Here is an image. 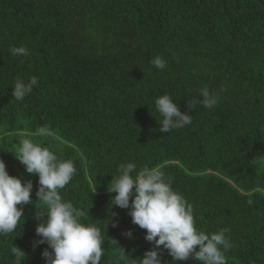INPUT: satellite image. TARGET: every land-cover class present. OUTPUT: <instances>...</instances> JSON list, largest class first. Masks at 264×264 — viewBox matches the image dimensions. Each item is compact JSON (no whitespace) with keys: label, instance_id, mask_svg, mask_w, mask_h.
Here are the masks:
<instances>
[{"label":"trees","instance_id":"trees-1","mask_svg":"<svg viewBox=\"0 0 264 264\" xmlns=\"http://www.w3.org/2000/svg\"><path fill=\"white\" fill-rule=\"evenodd\" d=\"M12 46L30 55L13 56ZM157 55L163 71L150 63ZM33 75L32 93L15 100V80ZM205 86L218 104L189 110ZM164 94L190 125L160 131ZM22 137L73 161L60 194L101 229V264H114L119 246L133 259L154 248L131 207L110 205L113 176L129 162L162 169L198 230L227 229V264H264V0H0V159L33 184L17 229L0 236V264H46L39 177L15 157ZM13 245L25 255L14 257ZM159 255L172 264L163 246Z\"/></svg>","mask_w":264,"mask_h":264},{"label":"clouds","instance_id":"clouds-1","mask_svg":"<svg viewBox=\"0 0 264 264\" xmlns=\"http://www.w3.org/2000/svg\"><path fill=\"white\" fill-rule=\"evenodd\" d=\"M9 51L13 56L30 55L25 46H12ZM150 63L159 71L167 67L166 60L160 55L155 56ZM37 84L38 79L34 75L27 82L18 77L12 96L22 101ZM199 96L202 99L194 98L188 103L189 110L196 104H202L206 109L218 104V94L211 93L207 86L199 89ZM155 108L163 117L159 122L161 132L169 133L172 129L192 123V116L182 112L168 94L156 98ZM39 132L45 134L46 130L41 128ZM15 157L25 166L27 173L39 177L36 196L45 211L37 212L36 215L41 219L46 215L47 219L36 227V234L40 237L36 244L47 243L51 249L42 252L46 264H101L104 255L101 229L81 223L85 211L75 207L71 201L64 200L60 194V190L76 174L73 161L59 158L49 147L23 137L19 139ZM117 172L110 183L111 189H108L116 193L110 205L121 209L131 207L129 214L132 222L146 230L145 239L153 243L154 248L146 251L143 258L133 259L113 240L119 246L114 264H162L160 246L168 251L172 264L189 258L200 264H227L225 252L233 246L226 236L227 229L211 234L198 230L192 205L173 189L171 178H166L162 169L145 165L136 171V165L129 162L120 164ZM32 188L30 180L22 183L19 178L9 175L4 160L0 159V236L17 229L23 218V206L33 202L30 198ZM125 235L131 238V230ZM10 251L17 259L25 255L14 245Z\"/></svg>","mask_w":264,"mask_h":264},{"label":"rangeland","instance_id":"rangeland-1","mask_svg":"<svg viewBox=\"0 0 264 264\" xmlns=\"http://www.w3.org/2000/svg\"><path fill=\"white\" fill-rule=\"evenodd\" d=\"M263 195H264V191H262Z\"/></svg>","mask_w":264,"mask_h":264}]
</instances>
